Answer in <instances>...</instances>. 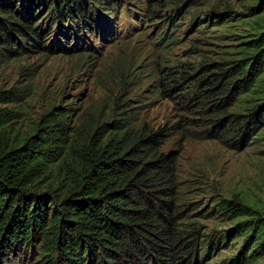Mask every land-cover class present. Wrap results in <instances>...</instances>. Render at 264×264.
I'll return each mask as SVG.
<instances>
[{"label": "trees", "instance_id": "1", "mask_svg": "<svg viewBox=\"0 0 264 264\" xmlns=\"http://www.w3.org/2000/svg\"><path fill=\"white\" fill-rule=\"evenodd\" d=\"M144 2L152 6L151 19L164 0ZM95 4L0 0V66L10 53L14 57L28 48L93 55L83 49L87 32L100 31L107 39L116 23L111 15L102 18L103 9ZM104 8L117 15L114 8ZM172 8L164 18L173 29L156 38L162 48L175 41L181 26L175 24L181 8ZM218 14L223 18L230 11ZM249 41L252 53L245 51L231 69L215 73L219 78L204 86L195 101L202 105L199 125L236 150L264 137V88H259L264 83V34ZM168 72L163 89L180 88L174 97H181L185 77ZM16 96L2 90L0 102ZM68 112L52 109L41 126L22 134L9 128L11 113L0 108V264H264V222L249 218L250 206L236 198L215 199L212 212L202 209L205 214L193 202L179 200L175 154L161 151L167 127L136 128L127 114L81 138L70 132ZM213 211L225 219L246 217L227 229L209 230L198 218ZM241 237L236 253L216 259Z\"/></svg>", "mask_w": 264, "mask_h": 264}, {"label": "rangeland", "instance_id": "2", "mask_svg": "<svg viewBox=\"0 0 264 264\" xmlns=\"http://www.w3.org/2000/svg\"><path fill=\"white\" fill-rule=\"evenodd\" d=\"M144 1L95 0V6L103 9L101 17L111 15L116 23L107 39L100 31L87 32L83 49L93 55L28 48L17 56H6L0 66V91L17 95L13 101L0 102V108L13 118L9 128L14 133L32 132L52 109L69 111L70 132H78L81 138L105 121L127 114L133 116L136 128L144 124L154 129L167 127L161 151L175 154L179 200L193 202L206 214L202 209L212 212L215 199H240L252 208L249 218L259 217L263 223L264 137L240 150L225 146L211 137L212 130L199 125L201 112L197 110L202 105L195 101L204 86L219 78L215 73L231 69L245 57V51L252 53L247 43L264 34V0H164L151 19L152 6ZM104 7L114 8L117 15L108 14ZM172 7L181 8L175 22L181 26L175 31V41L162 48L156 38L162 30L173 29L164 18L172 14ZM227 11L230 14L223 18L218 14ZM226 19L231 21L224 23ZM205 64L209 66L204 68ZM211 70V77L201 78ZM168 71H174L177 79L185 77L180 80L186 88L181 97H174L180 88L163 89L162 78ZM243 217L225 219L213 211L198 220L209 230L227 229ZM242 243L241 237L235 248L222 249L216 259L236 253Z\"/></svg>", "mask_w": 264, "mask_h": 264}]
</instances>
